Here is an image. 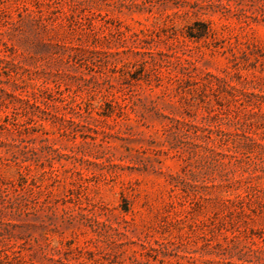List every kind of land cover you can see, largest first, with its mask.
Returning <instances> with one entry per match:
<instances>
[{"label": "rangeland", "instance_id": "374dc122", "mask_svg": "<svg viewBox=\"0 0 264 264\" xmlns=\"http://www.w3.org/2000/svg\"><path fill=\"white\" fill-rule=\"evenodd\" d=\"M0 264H264V0H0Z\"/></svg>", "mask_w": 264, "mask_h": 264}]
</instances>
